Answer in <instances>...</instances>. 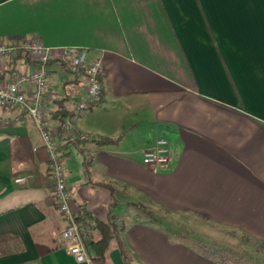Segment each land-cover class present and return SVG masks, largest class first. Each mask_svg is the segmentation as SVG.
<instances>
[{"label": "crops", "instance_id": "1", "mask_svg": "<svg viewBox=\"0 0 264 264\" xmlns=\"http://www.w3.org/2000/svg\"><path fill=\"white\" fill-rule=\"evenodd\" d=\"M263 14L261 0H0V43L37 40L100 60L102 93L63 123L120 139L81 151L69 140L64 173L74 214L84 204L101 220L109 211L124 220L132 264L217 263L131 206L124 214L126 198L206 223L201 236L228 240V232L264 246ZM50 62L47 120L60 136L56 101L73 110L86 84L58 56ZM161 138L170 158L163 171L141 162ZM50 169L37 127L17 107L0 109V264H101L89 250L90 260L77 262L64 248ZM96 183L125 193L114 209ZM107 263L124 264L114 243Z\"/></svg>", "mask_w": 264, "mask_h": 264}, {"label": "built area", "instance_id": "2", "mask_svg": "<svg viewBox=\"0 0 264 264\" xmlns=\"http://www.w3.org/2000/svg\"><path fill=\"white\" fill-rule=\"evenodd\" d=\"M19 48L37 64H21L23 68L16 67L12 73L0 78V109L19 108L39 130L51 165L52 197L65 222L61 231L64 248L77 262L89 261L87 249L82 242L74 212L71 209V196L63 166L65 145L69 140H75L76 136L66 123L59 126L60 136L53 133L48 125V69L45 63L52 57L58 56L67 64L71 73L84 75L85 90L75 102V110L83 111L97 99L102 89L99 81L101 62L100 60L87 61L84 49H51L37 40H19L12 43H0V71L5 70L8 60ZM78 137L85 140L89 136L80 133ZM85 158H88V155H85ZM169 159L167 141L161 138L154 147L144 151L141 162L163 171L168 167ZM23 180L24 177L15 178V182Z\"/></svg>", "mask_w": 264, "mask_h": 264}, {"label": "trees", "instance_id": "3", "mask_svg": "<svg viewBox=\"0 0 264 264\" xmlns=\"http://www.w3.org/2000/svg\"><path fill=\"white\" fill-rule=\"evenodd\" d=\"M19 38L20 36L18 35L12 37L15 41L19 40ZM50 63V60H48L45 64L49 65ZM19 64L35 65L37 62L19 48L15 55L8 60L5 70L0 71V77L12 73ZM100 93H102V90ZM65 102L66 98L57 100L55 110L50 115L51 118L58 121L59 126H61L66 117L74 115L75 112H79L75 110V108L73 110L69 109ZM72 132L74 136H76V139L70 141L78 145L80 151L81 145L88 142L96 143L97 145H105L117 143L120 139L119 137L111 139L105 136L97 138L89 136L87 139L82 140L78 137L80 136L79 131L72 130ZM65 155L66 153H64V156ZM83 161L85 166L88 165L89 157L85 158L84 156ZM96 186L105 188L109 191L111 197L109 206L114 209L118 205L117 195L122 196L123 192L117 190L111 184L96 183ZM127 203L133 208L136 218L147 220L153 225H165L163 226L164 230L168 233L170 239L185 242L193 251L217 264L237 263L249 256L247 250L222 243L207 236H201L194 228L185 224H177L176 229L172 231L170 230L172 229V224L167 222L168 218H166L165 215L155 212L147 205L138 201H128ZM74 217L78 225L82 242L86 249L91 252L89 256L92 261L108 264V250L110 244L114 243L119 250L123 263L132 264L128 260L125 246L121 239V233L125 229V222L122 218L109 211L106 219L101 220L89 211L84 204H81L79 212L74 214ZM261 249L264 250V246L258 243L255 247V251H260Z\"/></svg>", "mask_w": 264, "mask_h": 264}, {"label": "rangeland", "instance_id": "4", "mask_svg": "<svg viewBox=\"0 0 264 264\" xmlns=\"http://www.w3.org/2000/svg\"><path fill=\"white\" fill-rule=\"evenodd\" d=\"M261 7L264 9V0H261ZM262 18H264V14L262 15ZM121 192H123V191H121ZM123 195H125L124 192H123ZM120 199H121V197L119 196L118 201H120ZM128 201L129 200H127V198L124 200V202H125L124 204L126 205L125 208H124V214L126 213L127 215L129 213H131L130 212V208H129L130 205L127 203ZM159 214H163V215L166 216V218H168L167 222L172 224V227H171L172 229H170L172 231H174L176 229L177 224H185V225H187V226H189L191 228H194L197 231L198 234L200 233V235H204V234H202V232H203L202 230L207 228L206 227L207 224L204 223V222H201L199 220H197L196 223H193L194 226H191V225H189L187 223H182V222H180L178 220L173 219L166 212H159ZM224 234L227 236L228 240L224 239L226 241L220 240V242L221 241L225 242L228 245L235 246L237 248H240V249H243V250H247L249 252V256L246 259L241 260L240 262H237L235 264H264V250L261 249L260 251H255V247H256L255 245L256 244H254V242H251V241H248V240H244V239L238 240L236 235L233 236L232 234H230L228 232H225ZM228 241H233V242H235V244H233V243L229 244Z\"/></svg>", "mask_w": 264, "mask_h": 264}]
</instances>
